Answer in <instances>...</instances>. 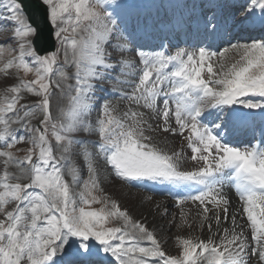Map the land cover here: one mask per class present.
<instances>
[{"label": "snow or ice", "instance_id": "obj_1", "mask_svg": "<svg viewBox=\"0 0 264 264\" xmlns=\"http://www.w3.org/2000/svg\"><path fill=\"white\" fill-rule=\"evenodd\" d=\"M102 2L42 0L50 35L59 42L50 52L38 47L39 25L27 13L24 0H2L0 5V72L6 79L12 77L13 69L35 75L33 80L5 85L0 105V141H4L0 148V264H62L69 245L76 243L78 254L87 255L90 242L114 257L116 264H249L253 257L264 264V141L240 146L229 139L230 133L221 135L234 119L235 106L264 109V39L230 44L219 53L203 46L179 47L172 53L146 51L133 32L118 24L114 12L100 7ZM257 7L264 14V0H249L240 13L241 21ZM230 49L239 58L226 68L223 60ZM61 52L63 66H74V74L64 67L57 69ZM129 53H134L139 65ZM54 69L61 81L74 79V84L61 87L51 79ZM121 76L137 79L121 80ZM106 80L132 84L130 92L122 93L129 103L120 115L115 114L111 100L97 95ZM55 89L61 97L68 95V103L58 105L54 116ZM25 90L40 99L19 103ZM133 106L147 111L133 110ZM36 111L42 119L32 126L27 118ZM149 120L162 123L154 128ZM157 129L182 136L187 131L195 166L184 168L182 152L169 154L151 143L152 137L145 133ZM18 131L26 132L32 145L23 158L11 151L25 141ZM80 132L97 134L91 142L94 151L85 139L77 138ZM72 155L82 158L89 174L78 193L65 179L67 174L74 184L80 180ZM96 156L120 180H148L178 189L177 206L198 203L202 209L197 213L198 227L206 226L211 234L206 239L177 237L180 255H166L145 224L133 223L115 201H102L93 194L99 187ZM12 164L20 169L19 175L9 172ZM25 178L28 182H21ZM226 185L234 187L243 202L241 215L247 216L250 239L237 213L229 216ZM93 203L102 206L92 208ZM9 204L14 205L11 210ZM162 214L167 215V209ZM117 217L123 219V227L107 226L110 218ZM180 217L178 228H193L183 210ZM229 221L231 227H222ZM144 241L150 246H142Z\"/></svg>", "mask_w": 264, "mask_h": 264}, {"label": "bare ground", "instance_id": "obj_2", "mask_svg": "<svg viewBox=\"0 0 264 264\" xmlns=\"http://www.w3.org/2000/svg\"><path fill=\"white\" fill-rule=\"evenodd\" d=\"M141 1L142 0L138 1L139 2L137 4L138 6L133 1H131L132 5L129 3L130 6H132V8L134 9L133 11H131V14L133 12L134 13H133V16H131L130 14L131 17L127 20V24H123L122 26L126 27L128 31L133 32L137 39H139L140 41H143L145 39L144 31L146 30V27H143L140 33H135V28H134L136 24H139V23L141 24V21H142V18L141 17L137 18V15L141 13V9L143 5H146V3L141 2ZM163 2L164 3H161L162 4L161 6L154 7V8L152 7L150 11L145 10L144 13L149 14V12L151 13L155 11H160L161 13H164V14L167 13L164 10L163 5L168 6L169 3L168 1L167 2L163 1ZM172 2H174V4L176 5L181 4L178 0H173ZM199 2L207 3L206 7L203 8V6H200V8H197L195 6H191V7L185 6V8H182L180 10L181 14L180 13L175 14L176 17L183 14V16L186 18L185 20L186 25L184 26V29L186 30L184 32L188 31L189 26H195L196 24V22H192L190 20L191 18L190 15L199 13V22L201 23V26L204 27V28L201 27L200 29L202 30L203 28V30L201 31V37L205 38V36L208 34V30H212V27L210 26V24L216 26L217 24H215V22L217 21L218 23L217 27L214 29L213 33H210V36L214 37V41L218 43H223L225 45L226 42H223V38L225 37V35H229V37H231L227 45L236 43L237 41L240 40V37L237 36V33L239 30H243L245 28V25L243 24L246 23L248 20H250L249 18L250 16H248L247 19L242 22L240 13L245 10V6L249 4V0H242V2L237 4L234 10L230 11L229 14H227L228 3L224 2V4L222 5L220 9L219 16H215L217 15L216 8H217L218 3H214L213 0H203ZM262 17H264V14H262L261 10L257 7L254 11V17H253L254 21L251 22L250 24H259V25L262 24V20H263ZM170 20H173V21L170 24H168ZM149 21L151 22V25L148 26L147 29L150 28V32H153V29L151 28V26L154 27L155 19L149 17ZM164 21H166L165 18H164ZM179 25H181V23L176 24L174 18L169 16V18L167 19V24H166L168 30L174 31L177 29V26ZM252 32H255V31H252ZM172 43L175 44V41L168 42V45H167L169 47L168 50H171V51L173 50L174 45H171ZM129 55L133 56L134 53H131ZM205 78H207V76H205ZM109 85L110 83L109 82L107 83V80H106L102 83L101 88L108 86L109 88L107 92L109 94L110 93L114 94L116 92L115 90L116 88L114 87L116 86L110 87ZM113 89H114V92H113ZM239 107H242V106H239V105L235 106V111H237ZM259 110L260 109H252L251 112H254V111L258 112ZM172 120H173V126L178 128V126L175 125L174 119ZM158 123H162V122L158 121ZM151 133H153V137H152V139H154L152 140L153 144L156 141L157 142L156 144L159 146V148L162 147L163 150H169V148L171 147V144L174 147L172 149V151L174 152L175 151L181 152L182 150H184L185 147L186 148L188 147V142L186 139L188 133L187 134L184 133L183 136L182 135L179 136L178 133L177 134L163 133V132H160L158 129ZM185 160L187 161L186 162L187 167L194 166L193 164L194 162L191 161V159H189L188 157H185ZM109 180H110L109 182L114 181L113 183H116V181L113 178ZM113 183L111 185H114ZM224 193L228 196L230 200L229 216H231L233 212L237 213V220L241 225H244L246 227V234L248 235L250 239L251 232H250V228L247 227L249 223L247 219L244 217V215H241L242 208H243V202L240 201V199L236 198V196L232 194L230 190H228L227 188H224ZM115 195H121V197L119 198L120 205L121 207L127 208V211L129 213L128 216L131 217V221L133 223L139 221L140 223L145 224L150 231H153L157 240L160 242V246L164 250V252L165 250L166 251L171 250V248H173L174 245L176 244L179 245L178 240L176 239L177 237H188L191 235L194 237H199L201 239H206L211 234L209 233L206 226L203 230L199 229L198 227L199 218L197 216V213L201 211L202 209L199 205H197V203L193 204L192 202H190V203L184 204L185 206L183 205L182 208L178 210L176 209V207H181V206H177V201H173L172 199H169L166 197H158L153 194L146 193L143 190H141V188L134 189L130 187L127 188L126 186L124 190L120 188L115 193ZM157 205H159V207H157ZM183 207H185V209L187 208L188 209L183 210ZM165 209H167V215L162 214ZM181 210L184 211L185 217L188 219V221L193 224V228L180 227V228L185 229L183 230L182 233H180V228L177 227V225L181 224V219L177 217L178 216L177 214H179L178 212H181ZM222 227H231L230 221L228 223H222ZM212 231L213 232L216 231L215 225H213ZM71 246H73L74 248H68L66 253L63 255V259L66 258L67 255L74 254L75 252H77V249H76L77 244H73ZM89 254L91 255V250L89 251L88 255H84V256H89ZM93 257L95 259L96 255H93ZM249 264H258V258L253 257V259L249 262Z\"/></svg>", "mask_w": 264, "mask_h": 264}, {"label": "rangeland", "instance_id": "obj_3", "mask_svg": "<svg viewBox=\"0 0 264 264\" xmlns=\"http://www.w3.org/2000/svg\"><path fill=\"white\" fill-rule=\"evenodd\" d=\"M128 1H129L130 4L132 3L131 1H133L135 4L139 3L138 2L139 0H128ZM128 1L127 0H103V2L101 3L100 7L103 10H107L109 12H114L115 18L117 19L118 24H120L122 26L121 23L126 24L127 20L131 16H133V13H134L133 12L131 14L132 9L128 6L129 5ZM164 1H166V2L168 1V3H169L168 6H165L166 10H168L167 11L168 12L167 13V17H169V16H171V13H172V11H174L176 6H175V4L172 3L173 0L172 1L171 0H164ZM178 1L181 2L180 6H177L179 8L182 7V6H186V7L191 6V4H189L188 0H185V1L184 0H178ZM228 1L229 0H226L225 2L228 3ZM141 2L149 4V7L150 6H158V4H159V0H142ZM192 2H193V0H192ZM109 4L111 5V7H108ZM0 5H2V0H0ZM247 6H248V4L245 6V8ZM130 14H131V16H130ZM139 15L140 14L137 15V18H140ZM152 16L155 19L156 18L159 19L160 15L157 14V12H155V13L152 14ZM252 16L254 17V13L249 17L250 20H248V22H253L254 21ZM190 17H192V14L190 15ZM143 22L146 24L147 20H143ZM141 23H142V21H141ZM140 27H141L140 24H136L134 26V28L136 30H138ZM156 27L158 28V26H156ZM135 33H137V31ZM171 33H172V36H174L175 35V30L171 31ZM239 34H240L239 36H241V37L243 36V37L247 38L249 36V34L244 32V31H241ZM256 36L257 35H253V37H256ZM53 37L55 39V48H57V47H59V42L56 40L54 35H53ZM0 39H2V37H0ZM178 39H180V37ZM261 39H263V38H261ZM252 40H257V39H250L248 41L246 39V41H245V40H242V38H241L239 42L232 43V44L250 43ZM258 40H260V39H258ZM229 45H226V46L222 47L221 49H219L218 53L220 51H222L223 49H225V48H229ZM129 54H131V53H129ZM129 54H126V55H129ZM14 55H15V53H14ZM132 58L136 61L137 65H139V60L136 59V57L134 55L132 56ZM238 58H239V53H237V52H235V51L230 49L227 53H225V57H224L223 63L225 64V67L227 68L228 66H230V64L232 62H234ZM5 59H7V54H5ZM215 61H217V58H214V62ZM2 67H3V63L0 62V68H2ZM60 67H64L63 66V53L62 52H61V56H60V64L57 66V69L60 68ZM64 70L67 71L70 75L74 74L73 72H75L74 66L64 67ZM11 72H12V77L8 78V79L5 78V73L0 72V81L3 82V84L0 85V105H2L4 103V101L2 99V96H3V93H4V86L5 85L10 86L12 84L19 83L20 79H23V80H33V79H35L34 73L25 74L22 70L17 72L15 69L11 70ZM137 76H138V74H137ZM137 76H121V80L134 81V80L137 79ZM51 79L53 81L60 82L61 83V87H63L65 83L74 84V82H75L74 79H70V80H68L66 82L65 81H61V79H60V77L58 75V70H56V69H54V74L52 75ZM108 82L110 83V85H109L110 87L116 86V87H114V88H116L115 89L116 92L114 94L113 93L109 94L107 92V89L109 87L107 86L108 88L105 87L104 88L105 90L103 88H99L97 90V95H98V97L99 96H103V97H107L109 100H111L112 104H113V106L115 107V110H116L115 114L116 115H120L121 113H123V112L128 110V103H129L127 100L122 98V93L130 92L131 88H132V84L131 83H119L116 80H107V83ZM65 91L67 92V89H65ZM54 92H55V94L52 97V111H53V115L55 116L56 115V109H57L58 105L59 106H66L67 105V103H68V95H64L63 97H61L59 89H55ZM104 93H105V95H104ZM116 93H118V94H116ZM39 99H40V97L36 96L34 93H28L25 90V91H23L21 93V100L19 101V103H21V104H32V103L37 102ZM158 103L160 105H162V100L158 101ZM133 110L145 111V112L147 111L146 109L136 108L135 106H133ZM9 115H12V114H9ZM20 115L21 116L23 115L22 111L20 112ZM96 117H97V111L94 110V111H92L91 118L94 121L96 119ZM12 118L15 119V116L12 115ZM27 119L29 120V122H30V124L32 126H38L39 120L42 119V114L39 111H36L33 116H30ZM149 123H152L153 127L155 128L156 127L155 125L158 123V121L153 123L152 121L149 120ZM171 123L173 124V120H171ZM12 128L13 129H20V125L19 124H12ZM185 133L187 134V131H185ZM145 134L153 137V133H151V132H146ZM18 135L25 136V141L17 143L16 145H14V147L11 149V151L14 153V155L16 157L23 158L24 156L27 155V150L30 147H32V145L27 142V135L28 134L26 132L18 131ZM76 135H77V138L85 139L88 142L89 150L90 151H94V149L92 147V143H91L93 140L90 139L89 137H91V138L94 137V139L96 140L97 139V134L96 133L89 134V133H85V132H80V133H77ZM179 136H181V135H179ZM152 140H154V139H152ZM49 141L53 145L54 154L59 156L60 155V150H59V148L56 147V142H55L54 138L51 135H49ZM151 143H153V141H151ZM156 143L157 142L155 141L154 145L159 148V146ZM3 145H4V141H0V148H2ZM173 148L174 147L171 144V147L169 148V150H163L162 147H160L159 149H161L162 151L168 152L170 154V153L174 152V151H172ZM187 148L185 147L184 150L181 151L183 153V155H184L183 156L184 159L182 160V165H183L184 168L186 167V168L190 169L191 166L187 167V165H186L187 161L185 160V157H188L190 159L192 153H191V149L189 147H187ZM37 151H38V149H37ZM34 159H35V157H34ZM70 160H71L72 163L76 164L78 168L80 167L79 168L80 169V171H79L80 180H79L78 183L74 184L72 182V177L67 175V174L65 175V179L69 182L72 191L74 193H78V192L84 190V182L88 179V175L89 174L87 172V169H86L85 165L82 162V158L81 157H79L77 155H72L70 157ZM94 163H95L96 167L99 170V177H98V179H99V187L92 190L93 194L98 196V197H100L102 201L105 198H107L109 201H115L120 206V208L122 210H127V208L121 207V205H120L119 198L121 197V195H115V193L120 188L122 190H124L125 186L127 188H129V186L127 185V183H129V181H123V180H120L119 178H116L114 176V174H112L111 166L107 165L102 157H99V156L94 157ZM193 164L195 166V163H193ZM24 167H27V166L25 165ZM8 170H9V172H11V173H13L15 175H19L20 174V169L17 168L15 166V164L10 165ZM2 171H3V167H2V165H0V174H2ZM112 178L116 181V183H113L114 181L109 182L110 181L109 179H112ZM12 182H15V181H12ZM21 182H28V180L25 178V179H22ZM112 183L114 185H111ZM123 187H124V189H123ZM144 192H146V191H144ZM187 203H190V202H187ZM187 203H185V204H187ZM197 205H199V204L197 203ZM101 206H102L101 203H93L91 205L92 208H96V209H99ZM7 207L9 208V210H11V208L14 207V205L13 204H9ZM181 208L182 207H176V209H178V210L181 209ZM187 209H185V207H183V210H187ZM127 213H128V211H127ZM178 213L179 214H177L178 215L177 217L181 219L180 212H178ZM0 218L2 219L3 217L0 216ZM123 225H124L123 219L117 217V218H110L107 226H109V227H123ZM128 230L132 231L131 228H129ZM183 230H185V229L180 228V233H182ZM73 244H76V243H72L71 245H73ZM90 244H91V249L95 248V249L99 250L98 244H97L96 247L92 244V242H90ZM71 245H69L67 247V249L68 248H74ZM142 246H150V243L144 241V242H142ZM181 251H182V249L180 248V246L176 244V245H174L173 248H171V250H167V251L165 250V254L166 255L179 256Z\"/></svg>", "mask_w": 264, "mask_h": 264}, {"label": "water", "instance_id": "obj_4", "mask_svg": "<svg viewBox=\"0 0 264 264\" xmlns=\"http://www.w3.org/2000/svg\"><path fill=\"white\" fill-rule=\"evenodd\" d=\"M27 13L33 18L34 23L39 25L40 36L37 37L38 47L46 51L55 48L53 35H50L51 28L45 19L46 8L41 0H24Z\"/></svg>", "mask_w": 264, "mask_h": 264}]
</instances>
